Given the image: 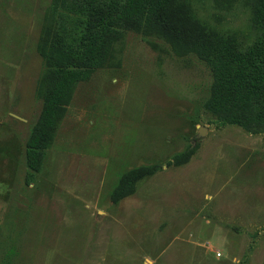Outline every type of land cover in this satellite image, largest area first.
I'll return each instance as SVG.
<instances>
[{
    "label": "rangeland",
    "instance_id": "rangeland-1",
    "mask_svg": "<svg viewBox=\"0 0 264 264\" xmlns=\"http://www.w3.org/2000/svg\"><path fill=\"white\" fill-rule=\"evenodd\" d=\"M53 1L0 0V264H264V130L207 110L213 77L193 47L247 35L255 0H172L165 22L119 31L32 172Z\"/></svg>",
    "mask_w": 264,
    "mask_h": 264
},
{
    "label": "trees",
    "instance_id": "trees-1",
    "mask_svg": "<svg viewBox=\"0 0 264 264\" xmlns=\"http://www.w3.org/2000/svg\"><path fill=\"white\" fill-rule=\"evenodd\" d=\"M172 0H54L56 31L42 48L52 84L25 150L28 170L38 172L59 111L78 83L89 79L105 58L113 37L128 28L165 22ZM209 67L213 82L207 110L222 124L264 130V0L252 4L247 35L214 34L194 44ZM153 172L139 168L120 181L117 202Z\"/></svg>",
    "mask_w": 264,
    "mask_h": 264
},
{
    "label": "water",
    "instance_id": "water-1",
    "mask_svg": "<svg viewBox=\"0 0 264 264\" xmlns=\"http://www.w3.org/2000/svg\"><path fill=\"white\" fill-rule=\"evenodd\" d=\"M199 133L203 134L204 133V128H200Z\"/></svg>",
    "mask_w": 264,
    "mask_h": 264
}]
</instances>
